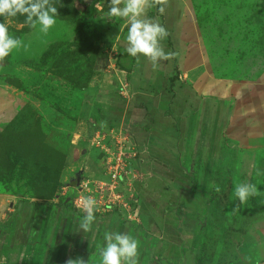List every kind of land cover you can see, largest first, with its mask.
I'll return each instance as SVG.
<instances>
[{"label":"rangeland","instance_id":"374dc122","mask_svg":"<svg viewBox=\"0 0 264 264\" xmlns=\"http://www.w3.org/2000/svg\"><path fill=\"white\" fill-rule=\"evenodd\" d=\"M52 3L58 16L47 34L23 15L0 17L25 45L0 62V226L32 221L38 230L48 222L72 249L84 244L92 231L79 229L84 215L71 195L82 182L105 184L106 161L122 149L129 159L115 192L120 203L94 213L93 225L116 214L158 230L176 250L189 224L213 219L206 198L264 238V199L240 203L234 193L239 181L250 182L264 198V168L241 167L238 145L224 134L243 98L264 91V0H168L163 15L148 9L169 33L165 53L175 54L156 69L127 54V22L108 16L110 0ZM87 22L104 33L102 42ZM217 81L235 89L205 98L202 89ZM131 108L148 115L127 121Z\"/></svg>","mask_w":264,"mask_h":264},{"label":"clouds","instance_id":"9594fccd","mask_svg":"<svg viewBox=\"0 0 264 264\" xmlns=\"http://www.w3.org/2000/svg\"><path fill=\"white\" fill-rule=\"evenodd\" d=\"M168 0H110L109 17H119L127 22V47L125 51L137 59L147 58L153 69L158 67L159 60H168L174 53H165L161 41L169 35L167 29L146 16L148 9L157 8L163 15ZM95 7L100 8L99 4ZM26 17L25 23L32 28L39 26L41 33L47 34L55 25L58 16L57 7L52 0H0V17ZM22 46L23 41L9 34L5 22H0V62L8 57L14 49ZM220 192L219 186L215 189ZM235 196L240 203L249 197L259 194L256 185L241 182L234 189ZM96 201L93 197H85L82 201V210L85 213L79 222V229L89 232L92 229L95 217ZM105 244L98 246L100 264H139V242L126 232L109 231L104 234ZM65 264H89L83 258L68 259Z\"/></svg>","mask_w":264,"mask_h":264},{"label":"flooded vegetation","instance_id":"af4514ba","mask_svg":"<svg viewBox=\"0 0 264 264\" xmlns=\"http://www.w3.org/2000/svg\"><path fill=\"white\" fill-rule=\"evenodd\" d=\"M225 217L215 220L207 215L206 219L199 218L197 224H189L184 244L175 250L158 235V230L123 220L116 214L108 215L105 222L103 218L99 225L92 226L84 244H77L76 257L100 264L98 246H104L105 232L115 231L129 233L138 240L139 264H252L261 253L249 236L248 226L242 219Z\"/></svg>","mask_w":264,"mask_h":264},{"label":"crops","instance_id":"0c3cea01","mask_svg":"<svg viewBox=\"0 0 264 264\" xmlns=\"http://www.w3.org/2000/svg\"><path fill=\"white\" fill-rule=\"evenodd\" d=\"M212 86H209L210 89H208L209 87L202 89L205 98L214 95L215 98L225 99L232 93V89H235L234 86H229L224 81H217ZM250 94V97L245 96L243 101L241 100L243 105L240 109L242 110H239L227 121L224 134L232 138L238 145L237 151L241 153V167L248 169L250 166L260 169L261 167L264 168V91L260 94L257 93V95L251 91ZM260 183L262 184L260 190L264 191V176ZM256 197L258 200L264 199L259 197V194ZM18 216L15 217L18 218ZM14 221L10 222L9 225L0 226V264H51V262L48 263V258L52 248L55 250L53 254L54 264H65L70 258L78 259L76 257L77 244L72 249L73 246L68 244L69 236L66 238V233L58 235L59 228L58 231H54L47 222L37 230V225L32 221L29 226L18 225ZM67 231L65 229L63 232ZM24 233L27 241L23 244L21 238H23ZM34 235H36L37 245L31 246L29 241ZM250 235L256 238L257 248L264 256V238L259 237L257 230ZM38 256H43L44 259L36 258ZM32 257L37 260H33Z\"/></svg>","mask_w":264,"mask_h":264},{"label":"built area","instance_id":"2783aa9c","mask_svg":"<svg viewBox=\"0 0 264 264\" xmlns=\"http://www.w3.org/2000/svg\"><path fill=\"white\" fill-rule=\"evenodd\" d=\"M131 157V156H130ZM129 156L121 149L119 153H115L113 157L106 161V171L108 181L104 183H84L82 182L76 187L73 198L74 210L79 215H85L82 210V201L85 197H93L96 201L95 213H101L105 209L116 206L120 203V195L116 192V188L125 179L127 174V160ZM113 207V208H114Z\"/></svg>","mask_w":264,"mask_h":264},{"label":"trees","instance_id":"16d2710c","mask_svg":"<svg viewBox=\"0 0 264 264\" xmlns=\"http://www.w3.org/2000/svg\"><path fill=\"white\" fill-rule=\"evenodd\" d=\"M154 14H155L154 10L152 9L150 11L149 15H150V17H154ZM86 29L88 31V34L92 38H94L95 40L100 41V42H102L104 40V33L101 32L100 30H98L95 26H93L92 23L87 22L86 23ZM174 79H176V78H174ZM134 107L137 110L140 109V108L145 109V110L148 109V107L145 104H143V103H137V105H134ZM133 109L131 108L130 111L133 110ZM131 113H136V114L138 113V117H142V118H144V117H146L148 115V112H146V111H142V112H140V111L139 112L131 111L130 112V117L128 119H126L127 121H130V122L132 121L131 118L134 116V114H131ZM130 125H131V127H134L135 124L134 123H132V124L130 123ZM204 200L209 205V209L211 208V211H212V214H213V218L215 220H218L219 217H222L223 215L225 216L224 211H223V207L219 206L217 201H215V200H206V198ZM211 203H212V206H211Z\"/></svg>","mask_w":264,"mask_h":264},{"label":"water","instance_id":"95a60500","mask_svg":"<svg viewBox=\"0 0 264 264\" xmlns=\"http://www.w3.org/2000/svg\"><path fill=\"white\" fill-rule=\"evenodd\" d=\"M252 264H256V260H255L254 263H252Z\"/></svg>","mask_w":264,"mask_h":264}]
</instances>
